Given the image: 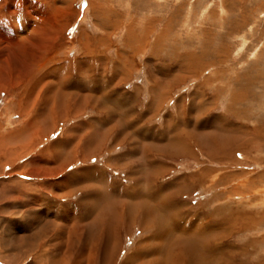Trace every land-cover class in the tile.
<instances>
[{"label":"rangeland","instance_id":"obj_1","mask_svg":"<svg viewBox=\"0 0 264 264\" xmlns=\"http://www.w3.org/2000/svg\"><path fill=\"white\" fill-rule=\"evenodd\" d=\"M26 4L38 27L0 63V264H157L142 245L177 207L191 252L222 244L203 264H264V0H0V24Z\"/></svg>","mask_w":264,"mask_h":264},{"label":"bare ground","instance_id":"obj_2","mask_svg":"<svg viewBox=\"0 0 264 264\" xmlns=\"http://www.w3.org/2000/svg\"><path fill=\"white\" fill-rule=\"evenodd\" d=\"M29 2V1H28ZM29 3H31V1L29 2ZM37 3V2H36ZM5 4V3H4ZM4 4H3V7H4ZM22 4V3H21ZM35 4V3H34ZM2 5V4H1ZM18 5V4H17ZM19 5H20V3H19ZM27 6H26V8H24L23 10L24 11H22V13H24V15H23V17L22 18H20V20L21 21H25L24 22V25H22V30H20L19 32H18V30H15L14 28H13V25L12 24H0V63H6V61H12V62H15V63H17V65H19V63H20V59H19V57H17V54L14 56V54H12L11 52V50H10V47L13 45V46H15V45H23V42H25L24 40H26V38H28L29 39V37H31V36H27L28 34L26 33V31L28 30H26V27L28 28V26H34L35 27V25L33 24V23H31V21H34V20H36V19H40L41 17H42V15H38V14H35L36 12H33V10L32 9H30L29 8V6H28V4H26ZM33 5V4H32ZM6 6V5H5ZM9 6V5H8ZM21 6H23V5H21ZM37 6V5H36ZM38 6H40L39 4H38ZM17 7V6H16ZM102 7V6H101ZM2 8V7H1ZM18 8V7H17ZM21 8V7H20ZM7 9H8V7H7ZM11 8H9V10H10ZM13 9V8H12ZM36 9H38V8H36ZM11 11V10H10ZM42 11V10H41ZM16 12H17V10H16ZM20 12V11H19ZM19 12H17V13H19ZM13 13H15V12H13ZM16 13V14H17ZM33 13V14H32ZM38 13V12H37ZM40 14H42L41 12H39ZM11 14V13H10ZM19 14H21V13H19ZM46 15V14H45ZM43 17H44V15H43ZM46 17V16H45ZM54 17V16H53ZM117 16H115V18L113 19L114 21L113 22H111L110 24V27H109V29L112 27V26H114V25H112V24H115L116 23V21H117V18H116ZM49 18V17H48ZM63 18V17H62ZM16 19V18H15ZM53 19V18H52ZM51 19V20H52ZM56 19V18H55ZM54 19V20H55ZM42 20V19H41ZM47 20V19H46ZM1 21H2V19H1ZM172 19H170V20H168L167 22H166V24H169V23H172ZM35 22V21H34ZM119 23H120V21H118ZM174 22V21H173ZM2 23H4L3 21H2ZM11 23V22H10ZM14 23V22H13ZM16 25L18 24V23H15ZM15 24H14V26H15ZM119 25V24H118ZM118 25H116V27L118 26ZM164 25V24H163ZM47 26V25H46ZM58 26V25H57ZM15 27H17V26H15ZM36 27H38V26H36ZM35 27V28H36ZM55 27V26H54ZM41 28V27H40ZM53 28V27H52ZM20 29V28H19ZM31 29V28H30ZM29 29V30H30ZM62 29V28H61ZM108 29V28H107ZM46 30V29H45ZM105 31H106V29H104ZM104 31V33H106ZM132 31V30H131ZM130 31V29H129V32H131ZM34 32V31H33ZM32 32V33H33ZM31 33V32H30ZM31 33V34H32ZM128 33V32H127ZM142 33H144L143 35H141V40H140V44H138L137 46H142V43L145 41V38L147 37V33H146V31H143ZM30 34V35H31ZM34 35V34H33ZM37 35V34H36ZM84 35V34H83ZM165 35H166V32L165 31H163V34H162V36L160 37V38H158L157 40L159 41V39H161L163 36L165 37ZM130 36V35H129ZM140 36V35H139ZM164 37H163V39H164ZM128 38H130V37H128ZM156 38V37H155ZM166 38V37H165ZM169 38V37H168ZM147 39V38H146ZM39 40V39H38ZM105 40V39H104ZM154 40H156V39H154ZM36 41H37V39H36ZM47 41H48V39H47ZM53 40L51 39V42H52ZM101 40H99V42H100ZM103 41V40H102ZM130 41V44H129V46L130 45H133L134 46V42L132 41V39L131 40H128L127 39V42H129ZM147 41V40H146ZM32 42V41H31ZM100 43H102V42H100ZM36 44V43H35ZM41 44V43H40ZM43 44V43H42ZM49 44V43H48ZM52 44H54V43H52ZM26 45V44H25ZM55 45V44H54ZM102 45V44H101ZM35 47V46H34ZM15 48V47H14ZM13 48V49H14ZM131 48H133V47H131ZM206 48V47H205ZM3 50V52H2V50ZM27 49V48H26ZM37 49V48H36ZM43 49V48H42ZM149 49V48H148ZM40 50V49H39ZM134 50V49H133ZM136 50V49H135ZM11 51V52H10ZM15 51V50H14ZM33 52V51H32ZM38 53V52H37ZM18 54H20V53H18ZM5 56V57H4ZM118 57H120V61L122 60V55L120 54V55H118ZM24 58V57H23ZM45 58V57H44ZM188 58V57H187ZM41 59V58H40ZM46 59V58H45ZM28 60V59H27ZM43 60V59H42ZM44 61V60H43ZM120 61H118V62H120ZM28 62V61H27ZM117 63V62H116ZM121 63H123V61H121L120 62V64ZM119 64V63H118ZM21 65V64H20ZM32 65V64H31ZM88 65V64H87ZM3 66V65H2ZM2 66H0V67H2ZM42 65L41 64H39V67H41ZM89 66V65H88ZM115 66H116V64H115ZM33 67V66H32ZM17 68V67H16ZM115 69H113L114 71L112 72V78L115 80L116 79V77H117V73H116V69H117V67H114ZM30 69V68H29ZM16 71H18L17 69H15ZM22 71H24V70H22ZM27 71V70H26ZM19 72V71H18ZM185 72V71H184ZM192 72V71H191ZM27 73V72H26ZM43 73V72H42ZM88 78H90L91 77V74L89 73L88 75ZM3 77V76H2ZM87 78V79H88ZM39 79V78H38ZM67 80V79H66ZM63 81V82H61V83H63L64 84V87H62V88H60L59 90H57V91H55V92H63V93H65V94H68V93H66L67 92V88H68V84H67V81ZM69 81V80H68ZM16 82V81H15ZM202 84V83H201ZM204 85V84H203ZM202 85V86H203ZM2 89V88H1ZM73 89V88H72ZM54 90H56V88L54 89ZM64 90V91H63ZM79 90V89H78ZM153 91V90H152ZM52 92V91H51ZM154 93H152V95H153ZM155 96V95H154ZM156 98V97H155ZM233 98V97H232ZM91 99V98H90ZM152 99H154L153 97H152ZM157 99V98H156ZM89 100V99H88ZM42 102V101H41ZM153 102V101H152ZM157 102V101H156ZM154 103V102H153ZM152 103V104H153ZM46 105V104H45ZM204 107H206V103L205 104H202ZM201 105V106H202ZM82 106V105H81ZM202 106V107H203ZM53 107H55V105H53ZM79 108V107H78ZM42 109H43V107H42ZM76 109V108H75ZM179 122V121H178ZM230 125V124H229ZM256 125V124H255ZM242 127H244V126H241V128ZM174 131V130H173ZM254 131V130H253ZM74 132V131H73ZM206 134V133H205ZM175 135V134H174ZM176 137V136H175ZM72 139V138H71ZM70 139V140H71ZM186 140H188V139H186ZM166 142V141H165ZM189 144V143H188ZM172 149V148H171ZM173 151V150H172ZM171 153V152H170ZM171 155V154H170ZM153 160V159H152ZM159 163H161V162H159ZM155 168V167H154ZM61 171V170H60ZM137 171V170H136ZM156 171V170H155ZM47 174V173H46ZM40 175H42V174H40ZM49 176V175H48ZM44 177V176H43ZM51 177V176H50ZM54 177V176H53ZM99 177H100V175H99ZM159 178V177H158ZM56 179V178H55ZM52 180V179H51ZM154 181V180H153ZM138 182V181H137ZM143 182V181H142ZM137 184V183H136ZM44 185V184H43ZM114 185H116V184H114ZM45 186V185H44ZM59 186H61V185H59ZM121 187V186H120ZM135 187V186H134ZM158 187H160V186H158ZM140 189L141 188H143V187H139ZM139 188H137V189H139ZM156 188V187H155ZM169 188V187H168ZM51 189V188H50ZM117 189H118V186H117ZM120 190H121V188H120ZM143 190V189H142ZM145 190V189H144ZM153 190V189H152ZM160 190V189H159ZM117 191V190H116ZM122 191V190H121ZM140 191V190H139ZM148 191L149 190H147V192L145 191V193H148ZM170 191V190H169ZM137 192V191H136ZM168 192V191H167ZM116 193V192H115ZM114 193V194H115ZM127 193V192H126ZM126 193H123V194H126ZM144 193V194H145ZM122 194V195H123ZM130 194V193H129ZM142 194V193H141ZM146 195V194H145ZM144 195V196H145ZM163 195V194H162ZM164 195H165V193H164ZM130 196H132L131 194H130ZM133 196H135L134 194H133ZM143 196V195H142ZM174 196V195H173ZM127 197V196H126ZM163 197V196H162ZM154 198V194L153 193H151L150 192V195H148V200L147 201H149V200H152ZM131 199V198H130ZM141 199V198H140ZM145 199V198H144ZM143 199V200H144ZM45 200V199H44ZM111 200V199H110ZM113 200H115V199H113ZM122 200V199H121ZM46 201V200H45ZM108 201H109V199H108ZM116 201V200H115ZM118 201V200H117ZM123 201H124V199H123ZM103 202H105V201H103ZM131 202V201H130ZM164 202V201H163ZM168 202V201H167ZM110 204H111V206H112V203L111 202H109ZM116 203V202H115ZM114 203V204H115ZM123 203V202H122ZM135 203V202H134ZM158 203V202H157ZM104 204V203H103ZM105 204H108L107 202H105ZM109 204V205H110ZM113 204V205H114ZM138 205H139V203H137ZM55 205V204H54ZM101 205V204H100ZM148 205V204H147ZM155 205V204H154ZM166 205V204H165ZM102 206H104V205H102ZM106 206V205H105ZM110 206V207H111ZM100 207V206H99ZM126 207V206H125ZM102 208V207H101ZM106 209L108 208V207H105ZM104 208V209H105ZM117 208V207H116ZM139 208L140 207H138L137 209L139 210ZM147 208V207H146ZM166 208H167V206H166ZM172 207H170V209H171ZM129 209H131V208H129ZM175 209H176V207H175ZM182 210V207H180V208H178L177 207V209L175 210L176 211V213H177V215H178V213H179V211H181ZM102 211H103V209H101ZM100 210V212H102ZM108 210V209H107ZM107 210H104V212L105 211H107ZM117 210V209H116ZM141 212H135V213H132V214H129V216H128V214H126V215H123V218H124V220L125 219H127V218H131V217H133V218H135V219H137L138 220V218L140 217V218H142V220H149V219H151L150 220V222H151V225L154 227V225L155 224H157V222H156V220L154 219V217H153V215H154V212L156 211V207H152V208H148V210L146 209V211H144L143 210V208L140 210ZM103 212V213H104ZM108 212V211H107ZM117 212L120 214V215H118L117 217H118V219H117V221H119L120 222V220L122 219V216H121V214H123L124 213V207H119L118 208V210H117ZM125 212H126V210H125ZM106 213V212H105ZM163 213V212H162ZM184 213V212H183ZM62 215V214H61ZM177 215H173V220H174V224H173V226H170V229H167V227L165 228V229H161V231L160 230H155L154 232H153V234L151 235V234H149V235H151V236H149L150 238H148L147 240H145L144 241V244L142 245V246H144L145 248H146V250H144V251H146V253H147V259H148V257H149V261L151 262V261H154L155 263L157 262V264H203L202 263V259H204L205 257H212V256H215V254L218 252V250L220 251L221 250V247H222V244H221V242H219V241H217L216 239H214L213 240V238L211 237V238H209V239H211V240H203V244L201 243V239L199 240L200 241V245L202 246V251H200L199 252V249L197 250V249H194V252L192 251L191 252V250H190V248H188L189 246H191V248L193 249V247L194 248H196V246L194 245V243L196 242V240H192V236H193V227H194V225L193 224H190L189 222H187V218H188V216H190V214H187V215H185V214H181V216H183V215H185V216H183V217H181V219L179 220V221H177V220H175L174 219V217L176 218V216ZM110 216V215H109ZM109 216H107V218L109 217ZM160 216V215H159ZM158 216V217H159ZM163 216V215H162ZM106 217V216H105ZM105 217H104V219H105ZM169 217V216H168ZM110 218V217H109ZM103 220V219H102ZM105 220H107V219H105ZM124 220H123V222H124ZM160 220V219H159ZM162 220V219H161ZM109 221V220H108ZM110 221H112L111 219H110ZM126 221V220H125ZM129 221H130V219H129ZM163 221V220H162ZM170 221V220H169ZM105 222V221H104ZM128 222V221H127ZM125 223V222H124ZM145 223V222H144ZM169 224H170V222H168ZM173 223V222H172ZM121 224V223H120ZM143 224V223H142ZM112 225V224H111ZM145 225V224H144ZM166 225V224H165ZM171 225V224H170ZM130 226V225H129ZM143 226V225H142ZM168 227H169V225H168ZM133 228V227H132ZM140 228H141V226H140ZM143 228V227H142ZM150 228V227H149ZM148 228V229H149ZM158 228V227H157ZM224 229V228H223ZM152 230V229H151ZM212 230V229H211ZM216 230V229H215ZM222 230V229H221ZM230 230V229H229ZM229 230L226 232V230H225V233H227L228 234V232H229ZM145 231V230H144ZM214 231V230H213ZM217 231V230H216ZM215 231V232H216ZM222 231H224V230H222ZM200 232H202V231H200ZM146 233V232H145ZM118 234V233H117ZM127 234H128V232H127ZM222 234V233H221ZM111 235V234H110ZM203 235H205V234H202L201 236H203ZM102 237V236H101ZM109 237V236H108ZM112 237H114V236H112ZM144 237H146V236H144ZM148 237V236H147ZM146 237V238H147ZM200 237V236H199ZM218 237V236H217ZM221 237V236H220ZM222 239V238H221ZM220 239V241H222ZM51 241H53V240H51ZM198 241V242H199ZM209 242H211V243H209ZM75 243V242H74ZM143 243V242H142ZM65 244V243H64ZM209 244H211V245H209ZM66 245V244H65ZM109 246V245H108ZM138 247V246H137ZM136 247V248H137ZM143 247V248H144ZM138 249V248H137ZM67 251H68V249H66ZM34 251H36V250H34ZM135 251V250H134ZM222 251V250H221ZM64 252V251H63ZM137 252H138V250H137ZM39 253V252H38ZM38 253H37V256H38ZM140 253V252H139ZM195 253V254H194ZM221 253V252H220ZM65 254V253H64ZM67 254V253H66ZM138 254V253H137ZM141 254V253H140ZM40 255V254H39ZM145 255V254H144ZM44 256V255H43ZM143 256V255H142ZM146 256V255H145ZM144 256V257H145ZM216 256H218V255H216ZM90 257V256H89ZM140 257V256H139ZM139 257H137V258H139ZM133 258V257H132ZM136 258V259H137ZM143 258V257H142ZM212 258H214V257H212ZM47 259V258H46ZM49 259V258H48ZM130 259V258H129ZM143 259H145V258H143ZM87 260H88V258H87ZM132 260H135V259H132ZM37 261V260H36ZM45 261V260H44ZM130 262V261H129ZM128 262V263H129ZM132 262V261H131ZM218 262V261H217ZM43 263V262H42ZM127 263V264H128ZM143 263H145V262H143ZM142 263V264H143ZM75 264H77V263H75ZM131 264V263H130ZM149 264V263H148ZM210 264V263H209Z\"/></svg>","mask_w":264,"mask_h":264}]
</instances>
